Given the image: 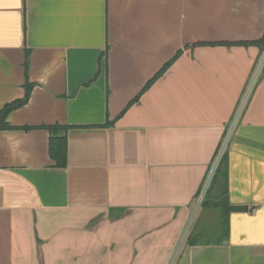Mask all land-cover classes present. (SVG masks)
I'll return each instance as SVG.
<instances>
[{
    "label": "crops",
    "instance_id": "obj_1",
    "mask_svg": "<svg viewBox=\"0 0 264 264\" xmlns=\"http://www.w3.org/2000/svg\"><path fill=\"white\" fill-rule=\"evenodd\" d=\"M28 83L7 121L74 127L69 165L47 130L0 131V264H62L81 221L128 250L172 221L176 245L218 173L215 238L178 264H264V0H0V111Z\"/></svg>",
    "mask_w": 264,
    "mask_h": 264
},
{
    "label": "rangeland",
    "instance_id": "obj_2",
    "mask_svg": "<svg viewBox=\"0 0 264 264\" xmlns=\"http://www.w3.org/2000/svg\"><path fill=\"white\" fill-rule=\"evenodd\" d=\"M217 177L218 179L211 185V196H209L211 198L203 207L198 208L196 213L193 209L189 220H185L183 229L179 232L176 245L173 244V232L175 231H173L172 221L153 223L147 218L146 225L140 228L141 231H131L129 250L127 246L123 245L124 241L119 240L123 235L120 226H117V230L113 231L104 227L105 223L102 224V228H98L99 221L95 224L81 221V226L76 229V235H73L71 240H66L62 245V248L68 246L69 250L66 253L61 250L62 264H114L110 259L123 258V253L127 256L128 251L131 264H141L135 261L139 257L147 258L148 261L160 258L164 261L163 264H178L187 246L188 238L194 240L199 237L201 241H211L215 238L214 234L205 236L204 232L214 224L216 225L221 216L219 209L210 206L213 190L224 186L220 173ZM199 198L202 199V197ZM137 233L140 236L135 237L134 235ZM137 255L138 257H135ZM107 259L110 261L107 262Z\"/></svg>",
    "mask_w": 264,
    "mask_h": 264
},
{
    "label": "trees",
    "instance_id": "obj_3",
    "mask_svg": "<svg viewBox=\"0 0 264 264\" xmlns=\"http://www.w3.org/2000/svg\"><path fill=\"white\" fill-rule=\"evenodd\" d=\"M201 45V44H200ZM203 45V44H202ZM208 45H216V44H208ZM206 45V46H208ZM228 45V44H227ZM174 62L171 61L169 64H167L162 71L152 80L144 89V91L139 95L137 99H135L129 106H132L133 104L137 103L145 91H147L156 81L159 80L160 76H162L173 64ZM33 85L28 83L26 85V96L23 98V100L12 102V104L6 105L1 111H0V131L1 130H13V129H21L24 131H29L30 129H41V130H47L50 133V140H49V155L53 163L55 164L56 168L63 169L68 167V153H69V147H68V135L70 130L74 129V127H69L66 125H46V126H39V127H11L8 123V117L9 114H11L13 111L20 109L22 107H25L29 103L30 94L32 91ZM108 123L104 127H110ZM241 210L240 207H229V211L225 212V215H229L230 212L233 211H239ZM199 237L197 239H190L188 238L187 243H189L192 246H196L199 242Z\"/></svg>",
    "mask_w": 264,
    "mask_h": 264
},
{
    "label": "built area",
    "instance_id": "obj_4",
    "mask_svg": "<svg viewBox=\"0 0 264 264\" xmlns=\"http://www.w3.org/2000/svg\"><path fill=\"white\" fill-rule=\"evenodd\" d=\"M239 117H240V114L238 115L237 119H239ZM232 126H233V125H232ZM232 126H231V127H232ZM233 131H234V127H232V129L229 131V134H228L227 140L225 141L226 145H227V141H228V139H230V137H231Z\"/></svg>",
    "mask_w": 264,
    "mask_h": 264
}]
</instances>
